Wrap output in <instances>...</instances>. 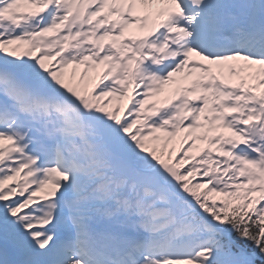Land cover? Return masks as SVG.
Returning <instances> with one entry per match:
<instances>
[{
  "label": "snow or ice",
  "instance_id": "6c2138e0",
  "mask_svg": "<svg viewBox=\"0 0 264 264\" xmlns=\"http://www.w3.org/2000/svg\"><path fill=\"white\" fill-rule=\"evenodd\" d=\"M0 264H264V0H0Z\"/></svg>",
  "mask_w": 264,
  "mask_h": 264
}]
</instances>
